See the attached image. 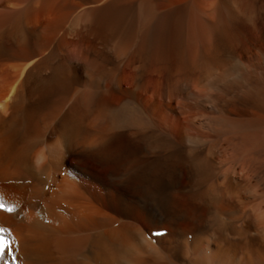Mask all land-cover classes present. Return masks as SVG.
Segmentation results:
<instances>
[{"label":"bare ground","instance_id":"6f19581e","mask_svg":"<svg viewBox=\"0 0 264 264\" xmlns=\"http://www.w3.org/2000/svg\"><path fill=\"white\" fill-rule=\"evenodd\" d=\"M0 203V264H264V0H0Z\"/></svg>","mask_w":264,"mask_h":264},{"label":"rangeland","instance_id":"374dc122","mask_svg":"<svg viewBox=\"0 0 264 264\" xmlns=\"http://www.w3.org/2000/svg\"><path fill=\"white\" fill-rule=\"evenodd\" d=\"M134 161V162H133ZM142 161H144L141 157H134L132 160H131V162H129V163H127L126 165H125V169H123V171H122V175H126L128 172H130L129 170H131V168H132V166L136 163H140V162H142ZM134 164H133V163ZM131 165V166H130ZM127 166V167H126ZM126 170V171H125ZM47 189H48V185H47ZM233 238H234V240H238V239H240L241 237H240V234L238 233V232H234L233 233ZM239 244H241V245H238V246H240V247H243L244 246V243H239Z\"/></svg>","mask_w":264,"mask_h":264},{"label":"snow or ice","instance_id":"6c2138e0","mask_svg":"<svg viewBox=\"0 0 264 264\" xmlns=\"http://www.w3.org/2000/svg\"><path fill=\"white\" fill-rule=\"evenodd\" d=\"M0 209H3V210L8 211V212H12L14 210L13 208H4L2 203H0ZM5 247H7L6 243H0V259L3 258L2 253H3V249Z\"/></svg>","mask_w":264,"mask_h":264}]
</instances>
